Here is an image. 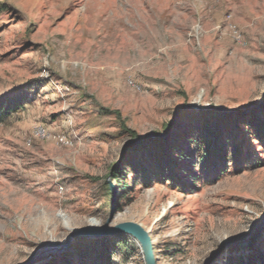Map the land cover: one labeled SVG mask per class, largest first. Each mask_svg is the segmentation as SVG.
Returning a JSON list of instances; mask_svg holds the SVG:
<instances>
[{
	"label": "rangeland",
	"instance_id": "1",
	"mask_svg": "<svg viewBox=\"0 0 264 264\" xmlns=\"http://www.w3.org/2000/svg\"><path fill=\"white\" fill-rule=\"evenodd\" d=\"M8 105L0 264H264V0H0Z\"/></svg>",
	"mask_w": 264,
	"mask_h": 264
},
{
	"label": "water",
	"instance_id": "2",
	"mask_svg": "<svg viewBox=\"0 0 264 264\" xmlns=\"http://www.w3.org/2000/svg\"><path fill=\"white\" fill-rule=\"evenodd\" d=\"M111 217H108L102 227L87 225L79 230L73 231L71 238H102L112 235H127L133 237L140 246L141 253L145 264H156L154 257L152 240L149 233L141 225L133 222H122L110 225ZM62 245L61 248H64ZM44 253V252H43ZM42 253V254H43ZM38 255L27 264H34Z\"/></svg>",
	"mask_w": 264,
	"mask_h": 264
},
{
	"label": "trees",
	"instance_id": "3",
	"mask_svg": "<svg viewBox=\"0 0 264 264\" xmlns=\"http://www.w3.org/2000/svg\"><path fill=\"white\" fill-rule=\"evenodd\" d=\"M16 110H18V108L16 109V108H14V105H8V107H6L5 109H4V107L2 108V109H0V122H2L4 119H6L9 115H11V113H15L16 112ZM217 115L218 114H213L212 116H213V118L212 119H214V118H216L217 117ZM219 115H220V117H219V119H221L222 120V122L223 121H225V120H227V119H225L223 116L224 115H222V113H219ZM204 116V115H203ZM206 116L207 115H205L204 116V118H206ZM205 120H207V119H205ZM208 121H205V124L207 123ZM205 126H207V125H205ZM254 126V129H255V131H257L259 134H260V136H262L263 134H264V131H262V130H260L259 128H257L256 127V125H253ZM167 127V126H166ZM220 135V134H219ZM217 137H218V135L216 136L215 135V138L216 139H214V140H217ZM152 139H149V138H147V139H144V140H141V141H139L138 143L139 144H144V143H147V142H150ZM197 142H198V144H199V146H198V153H204V154H207L208 153V149L210 148V146L212 145V143H211V140H206V141H203L202 139H200V140H197ZM213 142V141H212ZM216 144V143H215ZM219 144H216V146H218ZM136 146H138L137 144H132V145H130L129 146V148L131 147V148H134V147H136ZM219 148H220V146H219ZM218 148V149H219Z\"/></svg>",
	"mask_w": 264,
	"mask_h": 264
},
{
	"label": "bare ground",
	"instance_id": "4",
	"mask_svg": "<svg viewBox=\"0 0 264 264\" xmlns=\"http://www.w3.org/2000/svg\"><path fill=\"white\" fill-rule=\"evenodd\" d=\"M89 225L97 226L98 223H97L96 221H90V224H89ZM57 247H59V246H57ZM57 247L54 246V245H48V246L46 247V249L43 250V252L54 251V250L57 249Z\"/></svg>",
	"mask_w": 264,
	"mask_h": 264
}]
</instances>
